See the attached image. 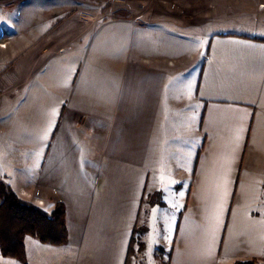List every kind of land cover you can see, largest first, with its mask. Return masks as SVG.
I'll list each match as a JSON object with an SVG mask.
<instances>
[{"label":"crops","instance_id":"crops-1","mask_svg":"<svg viewBox=\"0 0 264 264\" xmlns=\"http://www.w3.org/2000/svg\"><path fill=\"white\" fill-rule=\"evenodd\" d=\"M72 1L2 24L0 179L69 241L0 264H264V0Z\"/></svg>","mask_w":264,"mask_h":264},{"label":"trees","instance_id":"trees-1","mask_svg":"<svg viewBox=\"0 0 264 264\" xmlns=\"http://www.w3.org/2000/svg\"><path fill=\"white\" fill-rule=\"evenodd\" d=\"M33 235L44 243L67 244L69 233L66 225V208L57 202L49 214L39 207L19 198L14 190L0 179V248L6 257L26 263L24 239ZM256 260L236 262L254 264Z\"/></svg>","mask_w":264,"mask_h":264},{"label":"rangeland","instance_id":"rangeland-1","mask_svg":"<svg viewBox=\"0 0 264 264\" xmlns=\"http://www.w3.org/2000/svg\"><path fill=\"white\" fill-rule=\"evenodd\" d=\"M4 1H6V3H4V5L6 6V15L2 18V19H0V37H2V36H5L4 38H5V41L2 43V46H3V44H5V46L9 43V41H10V39L12 38V35H7L3 30H1V26H2V24L3 23H6L7 25H9V15H8V13L7 12H16V11H25V12H27L28 10H30L31 8H32V5H28V4H26V2H23L19 7H17V8H15V9H11V7L9 6L10 4H9V2H10V0H4ZM74 3H73V1L72 0H69V2H67V4H65V12H66V17L67 16H69V17H71L73 14H74V12H75V9H74V5H73ZM28 5V6H27ZM100 5H101V1L99 0L98 1V4H97V8H96V10H97V12L98 13H100ZM12 10V11H11ZM34 10V9H33ZM104 9L102 8V11H103ZM2 11V8L0 7V12ZM120 12H121V10H120ZM3 26H6V25H3ZM8 27V26H7ZM13 31H14V29L13 28H11ZM10 31V32H13V31ZM15 32V31H14ZM6 183V182H5ZM7 184V183H6ZM34 205V204H33ZM66 208V207H65ZM45 211V210H44ZM54 211V210H53ZM46 212V211H45ZM48 213V212H47ZM49 214H51V213H49ZM66 225H67V223H66ZM68 228V227H67ZM142 229H144L143 227H141V229L140 230H142ZM69 233V232H68ZM141 244V243H140ZM163 256V255H162ZM256 261L254 262V264H259V260L258 259H255ZM161 264H170L169 263V259L166 257V256H163L162 258H161Z\"/></svg>","mask_w":264,"mask_h":264},{"label":"built area","instance_id":"built-area-1","mask_svg":"<svg viewBox=\"0 0 264 264\" xmlns=\"http://www.w3.org/2000/svg\"><path fill=\"white\" fill-rule=\"evenodd\" d=\"M2 30L7 34V35H11V32L9 30V28L7 26H2ZM3 46H5V44H3Z\"/></svg>","mask_w":264,"mask_h":264}]
</instances>
